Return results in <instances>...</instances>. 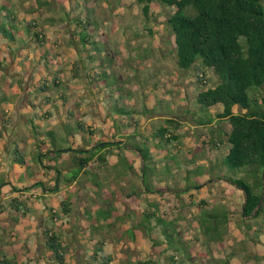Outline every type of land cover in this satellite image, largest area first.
I'll return each mask as SVG.
<instances>
[{"label":"rangeland","instance_id":"374dc122","mask_svg":"<svg viewBox=\"0 0 264 264\" xmlns=\"http://www.w3.org/2000/svg\"><path fill=\"white\" fill-rule=\"evenodd\" d=\"M4 1L18 18L35 21L46 41L43 46L32 41L23 19L17 24L14 41L0 34V204L4 211L0 215V255L13 256L19 264H53L42 231L52 226L64 246L65 264H91L94 242L102 239L99 254L110 255L112 264H221L226 256L228 264H264V207L256 217L241 218L244 195L233 181L242 178L244 170L222 164L229 124L215 118L217 107L200 110L193 69L182 70L176 64L165 24L172 9L154 1L145 20L135 0ZM83 15L92 24L88 32L102 48L100 53L77 39L74 44L69 42L74 18ZM148 27L153 30L150 34ZM84 48L90 50L88 57L80 51ZM79 58L85 69L76 76L72 67ZM195 65L204 68L200 60ZM101 70L108 74L101 83L107 84L97 92L96 83H89L86 74ZM204 74L208 85H215L212 70L205 69ZM43 78L49 83L55 78L59 86L37 89ZM128 89L133 96L127 98ZM252 93L264 97V86L249 89L248 94ZM116 100L126 108L144 110L127 119L125 128L127 132L136 128L144 142L148 139L152 160L147 159V166L153 171L150 193L141 194L143 158L133 153L131 170L125 150L112 156L108 153L103 166L92 162L101 183L98 187L91 184L90 174L70 185L59 183L58 192L40 193L29 187L23 191L38 179L49 186L53 183L54 171L40 166L48 163L47 149L74 146L72 140L76 146H87L91 140H117L113 116L119 112L113 108L122 104ZM168 116L180 123L175 146L163 145L153 136ZM199 117H211L212 122L198 125ZM6 118L8 123L2 122ZM77 120L89 124V131L67 136L64 125ZM210 135L218 136L221 143L202 145ZM124 144L130 146L129 140ZM18 156L22 163L13 159ZM12 187L23 188L13 193ZM13 195L23 201L21 210L26 215L9 213ZM68 196L71 211L66 215L60 201ZM151 202L158 205L157 216L163 214L164 220L173 221L167 222L170 243L162 232L166 226L156 224V218L147 222L144 217L143 209ZM49 209L56 214L52 220ZM211 225L216 227L211 232L213 239L204 233L205 227L214 229Z\"/></svg>","mask_w":264,"mask_h":264},{"label":"trees","instance_id":"16d2710c","mask_svg":"<svg viewBox=\"0 0 264 264\" xmlns=\"http://www.w3.org/2000/svg\"><path fill=\"white\" fill-rule=\"evenodd\" d=\"M154 1L172 9L171 13H168L166 17L165 24L171 34L175 61L182 70L193 69V77L196 82L195 101L200 110H208L212 106L217 107L219 110L214 114L215 118L219 121H227L229 124V130L225 133L228 148L222 164L229 168H242L244 170L243 177L233 181L243 191L244 195L241 218L244 220L246 216L256 217L264 207V189H262V174H264V97L258 96L256 93L249 95L248 90L264 86V0H135L140 5L145 20L149 16L150 4ZM43 3L45 4L46 1H43ZM0 17V34L8 41H14L17 24L23 23V19L25 30L30 39L36 42L38 46L44 45L46 38L43 30H36L35 21L18 18L12 7L8 6L4 0H0ZM49 19L52 18L47 20ZM74 20L75 28L69 31L71 37L69 42L74 44L75 39H77L78 43L91 44L93 50H98L99 53L102 52V48L97 46L92 34L88 32L89 26H92L89 18H85L83 15L80 18L75 17ZM147 31L149 34L153 32L150 27L147 28ZM80 51H86L87 57L90 54L88 53L90 50L87 51L85 48ZM197 60L201 61L204 67L203 70L195 65ZM82 69H85L82 59L74 60L73 75L79 76ZM205 69L212 70L216 77L215 85H208L204 74ZM86 76L89 83H96L97 92H100L103 84H107L106 82L101 83V80L105 81L104 78L108 76L103 70L100 73L92 71L91 74H86ZM110 76L113 77V82L111 83H116L113 71ZM49 84L56 87L59 86L55 78L50 83L46 78H43L37 84V89H47ZM124 95L127 98L133 96L132 90L128 89ZM116 102L119 101L116 100ZM119 104L122 105L117 106L118 104H116L113 108L119 112V116H113L115 118L113 127L117 129L114 135L118 134L117 140L106 142L91 140L87 146H76L72 140L75 147L72 145L65 148L53 146L47 149L45 154H49L47 157L48 163L40 166L47 168L48 171H54L53 183L49 186L38 179L26 185L23 191L29 187L33 190L38 188L36 190H39L40 193L42 191L58 192L59 183L64 182L70 185L77 181L79 176L90 174L93 176L91 184L98 187L101 183L97 179L98 174L92 170V162L96 163L95 165H98V167L103 166V162L107 161V157H109L108 153L112 156L113 153L119 154L121 150H125L130 155V157L127 156L128 162H130L129 168L133 170V160L131 159L134 157L133 153L136 154L135 150L143 158V164L140 167L141 176L144 177L141 194L150 193L151 189L149 186L152 184L150 177L153 175V171H149L148 168L151 169V167L147 166V159L152 160L147 146L148 139L145 138L144 142V138L141 137L144 136L143 133L136 128L130 132L126 131L127 119L129 120L138 111L133 107L126 108L123 103L119 102ZM235 107L239 111H234ZM140 112H144V110ZM1 113L6 116L2 109ZM69 113L71 115V112ZM123 116L127 118L122 119ZM2 122L8 123V119L6 118ZM211 122V117L210 119L199 117L196 120L198 125L210 124ZM133 124L137 125V122L134 121ZM64 127L67 136L70 134L74 137L76 131H89L88 129L91 126L77 120L74 125L65 124ZM179 127L180 123L168 116L164 119L163 124L154 131L153 136L158 137L163 145L173 144L175 146L180 139L177 133ZM49 133L53 136V132ZM90 133L92 136L93 130H90ZM135 135H139L140 138L136 139L133 137ZM211 135L207 136L206 140L201 141L202 145L210 144L216 147L221 143V139L218 136L213 137ZM125 140H129L130 146L124 144ZM131 141L135 144H131ZM141 143L142 145H140ZM13 159L19 163L23 161L21 156ZM58 159H61L59 167L56 163ZM147 178L148 183L146 181ZM193 187H198V184ZM22 188L12 187L11 191L13 193L21 192ZM127 195V197H130V194ZM10 204L12 207V211L9 212L11 216L26 215L25 210H21L23 201L19 200V198L12 197ZM60 205L63 214L68 215L71 211V198L69 196L63 198L60 201ZM0 207V215H3L4 211L1 204ZM112 210L111 207L108 212L110 215ZM49 211L52 210L49 209ZM157 212L158 205L156 203L153 204V202L147 203L143 209L147 222L156 218V224L166 226L162 229V232L169 242L167 225L173 221L164 220L162 218L164 215L160 214L157 216ZM53 215L56 217V214L52 211L50 214L51 220ZM219 215L210 213L212 217H218ZM213 227V230L210 226L204 228V233L209 235L211 239L214 238L211 232L216 230V227ZM42 231L45 247L50 253L49 257L52 261L54 260L53 264L55 262L65 264L64 246L59 235L52 226H44ZM219 240H221L220 237ZM102 243L103 239L94 242V250L89 256L91 264H112L110 255L101 256L99 254ZM168 257L170 260L174 259L171 254ZM144 263L148 262L143 261ZM0 264L19 263L13 256L0 255ZM221 264H228L227 256L224 261L221 260Z\"/></svg>","mask_w":264,"mask_h":264},{"label":"water","instance_id":"95a60500","mask_svg":"<svg viewBox=\"0 0 264 264\" xmlns=\"http://www.w3.org/2000/svg\"><path fill=\"white\" fill-rule=\"evenodd\" d=\"M262 189H264V174H262ZM261 200H262V197H261ZM261 200H260V202H261ZM260 202H259V204H260ZM259 204H258V205H259ZM258 205H257V206H258ZM242 210H243V208L241 209V211H242ZM254 211H255V210H254ZM254 211H253V212H254ZM253 212H252V214H253Z\"/></svg>","mask_w":264,"mask_h":264},{"label":"crops","instance_id":"0c3cea01","mask_svg":"<svg viewBox=\"0 0 264 264\" xmlns=\"http://www.w3.org/2000/svg\"><path fill=\"white\" fill-rule=\"evenodd\" d=\"M134 117H135V116H133V118H134ZM134 152L137 154V151L134 150Z\"/></svg>","mask_w":264,"mask_h":264}]
</instances>
